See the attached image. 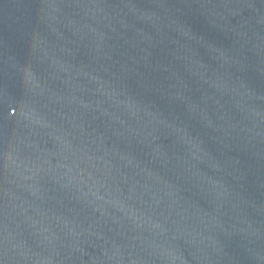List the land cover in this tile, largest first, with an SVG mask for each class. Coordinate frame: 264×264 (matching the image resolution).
I'll list each match as a JSON object with an SVG mask.
<instances>
[{
  "label": "water",
  "instance_id": "obj_1",
  "mask_svg": "<svg viewBox=\"0 0 264 264\" xmlns=\"http://www.w3.org/2000/svg\"><path fill=\"white\" fill-rule=\"evenodd\" d=\"M0 264H264V0H0Z\"/></svg>",
  "mask_w": 264,
  "mask_h": 264
}]
</instances>
